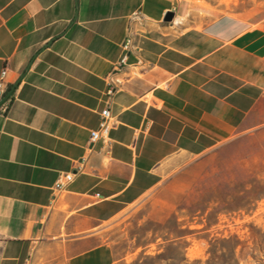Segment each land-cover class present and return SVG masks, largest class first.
<instances>
[{
  "label": "crops",
  "instance_id": "0c3cea01",
  "mask_svg": "<svg viewBox=\"0 0 264 264\" xmlns=\"http://www.w3.org/2000/svg\"><path fill=\"white\" fill-rule=\"evenodd\" d=\"M168 11L170 0H0V264L127 263L106 234L134 204L264 128V32L237 17L180 31ZM112 73L116 127L91 145Z\"/></svg>",
  "mask_w": 264,
  "mask_h": 264
},
{
  "label": "rangeland",
  "instance_id": "374dc122",
  "mask_svg": "<svg viewBox=\"0 0 264 264\" xmlns=\"http://www.w3.org/2000/svg\"><path fill=\"white\" fill-rule=\"evenodd\" d=\"M170 2L180 31L237 17L264 32V0ZM121 221L106 234L121 264H264V128L192 158Z\"/></svg>",
  "mask_w": 264,
  "mask_h": 264
},
{
  "label": "built area",
  "instance_id": "2783aa9c",
  "mask_svg": "<svg viewBox=\"0 0 264 264\" xmlns=\"http://www.w3.org/2000/svg\"><path fill=\"white\" fill-rule=\"evenodd\" d=\"M134 18L141 19L139 15H134ZM124 54L120 62L116 65L115 73L119 72L123 66L128 63L129 55L133 50V42L131 40H127L123 46ZM115 73H112L109 76V88L107 91L108 102L107 106L102 109L100 113V123L99 127L92 131L91 133V145H95L97 142L103 140H109L111 131L116 127V122L114 121V116L111 109V102L114 94L118 92L119 86L122 84L121 80L115 77ZM6 76L7 70H4L0 76V97L6 93ZM74 181V173H68L61 175L59 180L56 182L54 189L56 191H63L66 189L72 182Z\"/></svg>",
  "mask_w": 264,
  "mask_h": 264
},
{
  "label": "water",
  "instance_id": "95a60500",
  "mask_svg": "<svg viewBox=\"0 0 264 264\" xmlns=\"http://www.w3.org/2000/svg\"><path fill=\"white\" fill-rule=\"evenodd\" d=\"M176 18V13L174 11H168L164 16L165 23H173Z\"/></svg>",
  "mask_w": 264,
  "mask_h": 264
}]
</instances>
